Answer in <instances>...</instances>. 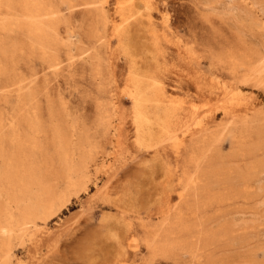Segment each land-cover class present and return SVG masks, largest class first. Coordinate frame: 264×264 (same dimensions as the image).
Here are the masks:
<instances>
[{"label":"rangeland","instance_id":"1","mask_svg":"<svg viewBox=\"0 0 264 264\" xmlns=\"http://www.w3.org/2000/svg\"><path fill=\"white\" fill-rule=\"evenodd\" d=\"M92 1L101 10L94 3L80 5L88 0H54L63 11L60 33L74 57L48 76L47 105L55 122L74 132L68 130L65 167L50 137L40 138L48 165H40L39 155L29 159L40 165L45 179L43 169H56L48 177L56 199L46 222L14 237L8 260L0 264H198L191 253L170 259L150 254L146 242L162 232L166 206L178 193V169H192L184 151L187 137L227 128L216 146L220 156H210L216 166L210 169L244 170L264 156L235 155L238 145L256 137L230 143L231 130L246 115L264 123V85L242 81L243 67L231 65L233 56L243 61L240 47L264 48V12L250 0ZM102 12L103 19L97 18ZM138 97L145 116L141 126ZM9 101L16 105L15 98ZM44 116L48 119L47 112ZM259 176L264 184V172ZM27 202L24 198L21 208ZM254 202L231 206L234 245L211 243L205 264H264V226L240 228L253 216L236 210L253 205L264 211V195ZM204 220L206 232L217 231L218 222Z\"/></svg>","mask_w":264,"mask_h":264},{"label":"bare ground","instance_id":"2","mask_svg":"<svg viewBox=\"0 0 264 264\" xmlns=\"http://www.w3.org/2000/svg\"><path fill=\"white\" fill-rule=\"evenodd\" d=\"M66 1L61 0V3ZM89 1L91 0L80 5L92 6L94 2ZM250 1L264 12V1ZM68 6L73 9L79 5ZM95 9L98 10L97 6ZM62 12L54 0H0V101L3 105L0 111V259L3 262L9 258L11 240L14 237L21 238L32 228L38 229L40 222L45 223L46 215L56 199L55 186H50L48 180L53 174L52 171L57 174L56 169H43L46 179L40 173L41 169H38L40 165L49 163L46 149L39 143L41 137H50L61 165L66 166L65 160L70 146L67 134L71 130L63 127L64 124L62 126L58 121L55 122L53 107L51 104L47 105L51 101L48 76L64 70V59L71 61L74 57L59 30L63 22ZM102 15L103 12L98 13L97 18L103 19ZM62 50L65 58L62 57ZM239 50L238 54L243 61L235 56L231 57L232 69L236 70L241 66L245 70L242 81L264 85V48ZM99 72L98 70L97 74ZM11 98L17 100L14 107L9 101ZM42 100L45 101L44 105ZM141 100V97L136 99L138 126L145 121ZM45 112L48 119L44 116ZM253 116L246 115L240 124L237 122L239 127L231 130L230 143L238 141V137H256L253 141H243L245 145L242 147L237 144L235 155L238 151L247 153V158L249 155L255 158L258 152L264 154V123L259 122V118L256 123L257 119H253ZM226 129H220L219 132L205 129L193 133L190 138L187 137L189 141L185 143L184 151L192 169H178L177 180H174L177 181L178 192L175 202L168 200L170 202L166 206L167 216L162 221V232L149 236L146 242L148 253L169 259L179 252L184 255L191 253L198 264H205L211 257V243L224 248L226 243L231 245L236 240L238 235L233 228L236 225L230 221L231 214L235 213L231 206L256 205L253 203L254 199L264 195L263 180L259 176L264 172V156L254 159L244 170L214 168L216 166L210 164V158L214 155L216 158L220 156L216 146ZM34 155L43 158L40 165L35 166L33 159H29ZM208 165L214 166V169H210ZM68 178L71 184L73 178ZM35 189L37 192H34ZM24 198L28 202L21 208ZM236 210L239 213L250 210L249 213L253 216L249 220L251 224L247 225L249 222L242 221L240 228L247 231L256 222L264 226V216H260L263 214L260 212L264 211H259L260 207L251 205L242 209L238 207ZM208 213L213 215L210 217ZM3 218L5 225L1 224ZM206 218L218 222L217 231L208 233L202 228ZM6 236L9 237L8 240L3 239ZM134 253L135 257H139V253Z\"/></svg>","mask_w":264,"mask_h":264}]
</instances>
